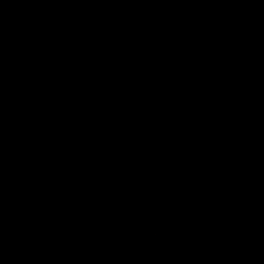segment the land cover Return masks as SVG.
<instances>
[{
    "label": "trees",
    "instance_id": "trees-1",
    "mask_svg": "<svg viewBox=\"0 0 264 264\" xmlns=\"http://www.w3.org/2000/svg\"><path fill=\"white\" fill-rule=\"evenodd\" d=\"M143 1L158 20L164 18L148 0ZM174 1L184 10L180 15L192 41L175 59L156 63L121 93L122 112L111 122L112 150L126 162L151 166L172 176L195 207L196 220L210 227L219 219L209 179L214 141L223 125L238 112L264 103V0H237L231 8L217 13L193 5L185 10L195 0ZM55 8L56 5L40 0H0V63L22 65L23 70L33 74L48 89L62 115L55 135L67 134L56 167L57 182L46 196V202L42 206H27L21 214L17 210L1 212V221L50 223L57 214L59 168L64 157L74 148L85 145L106 148L111 140L107 121L118 111L119 89L153 60L168 56L175 49L157 39L161 29L158 21V32L147 44L149 52L145 45L144 51L149 54L125 50L109 61L106 79L98 91L79 94L68 86L67 79L72 74L71 54H66L67 64L62 62L65 46L73 42V37L66 42L60 40L61 20ZM45 58L51 60L49 66L44 64ZM163 66L169 71L154 87L157 80L154 73ZM13 117H17L15 104L3 96L0 121L9 126ZM76 162L80 165H71L63 220L73 226L107 223L101 219L94 221L80 204L77 197L80 187L72 186L88 165L80 160ZM107 165L110 171L125 174ZM140 180L149 181L141 177ZM219 180L229 218L245 220L262 215L254 229L264 230V116L242 123L230 134L220 154ZM155 183L169 201L172 209L169 216L160 226L151 229L123 227L118 230L192 235L175 195L163 184ZM232 231L258 238L249 225H229L222 240L228 242L225 237ZM257 240L264 245L261 238ZM235 247L249 251L247 247ZM253 254L264 259L262 247Z\"/></svg>",
    "mask_w": 264,
    "mask_h": 264
},
{
    "label": "water",
    "instance_id": "water-1",
    "mask_svg": "<svg viewBox=\"0 0 264 264\" xmlns=\"http://www.w3.org/2000/svg\"><path fill=\"white\" fill-rule=\"evenodd\" d=\"M158 11L166 13L158 1L148 0ZM175 14L180 25V43L169 56L159 57L142 69L137 76L119 89L116 94L118 111L107 121L111 134L109 146L105 148H77L63 159L59 178V202L55 218L50 223L30 221H0V264H264V259L238 247L218 240L229 225L250 226L254 233L255 220H231L219 180V160L223 146L230 134L242 123L264 116V103L255 104L238 112L220 129L210 152L209 179L219 211V220L214 226H203L195 218V207L191 205L184 188L169 174L146 165L127 163L112 153L114 134L111 122L122 112L120 95L142 74L158 62H168L181 54L185 44V25L178 16L180 10L174 0H161ZM215 10L218 2L195 0L188 3ZM161 21V32L157 37L162 44L175 47L177 34ZM171 36V42L166 41ZM163 71L154 75L158 84ZM0 95L15 103L21 132L40 139L53 137L61 126L60 109L52 101L48 89L23 66L0 63ZM81 157H98L115 169L131 176L157 181L166 186L180 205L183 221L192 235H165L157 231H103L63 226L68 173L72 162ZM101 191L96 198L99 203ZM264 213V211H263Z\"/></svg>",
    "mask_w": 264,
    "mask_h": 264
},
{
    "label": "rangeland",
    "instance_id": "rangeland-1",
    "mask_svg": "<svg viewBox=\"0 0 264 264\" xmlns=\"http://www.w3.org/2000/svg\"><path fill=\"white\" fill-rule=\"evenodd\" d=\"M40 1L56 5L55 10L60 14L61 20V26L58 28L62 37L60 40L63 42L73 37V42L65 46L62 62L67 64L69 60L66 54H71L72 74L67 81L68 86L77 90L79 94L87 95L98 91L106 79L109 61L125 50L139 54L140 51L145 52L146 45V51L149 52L147 44H150L153 36L158 32L159 20L143 0ZM183 11L180 10L179 13ZM163 14L162 19L168 27L178 24L174 13L163 11ZM180 14L178 16L182 20ZM185 17L187 16L184 14ZM55 34L59 35V33ZM169 37L166 41L171 42ZM70 48H72L71 51ZM148 52L145 53L149 54ZM50 63L51 60L45 58L44 64L49 66ZM163 70L165 72L168 68ZM16 124L21 131L18 121ZM179 128L181 129L180 126ZM0 131L9 134L10 127L0 125ZM66 139V132H60L53 138L50 137L48 153L43 156L36 151H31L26 155H23L21 151L14 154L9 166L10 171L15 174V179L9 188L12 193L10 198L12 202L6 197L7 201L1 202L0 199V203L8 210H17L18 214H21V210L27 206H42L46 202V196L57 182L58 173L55 160L60 153L58 148L64 145ZM16 145L23 147L20 140H17ZM135 158L140 161V157ZM92 159L93 157H82L80 161L86 163ZM6 173L8 175L7 170ZM125 174L111 172L104 164L97 162L87 168L81 178L76 179L72 188L80 187L77 197L84 210L95 219L94 221L101 219L100 221L107 223L73 226L72 223L69 224L68 221L62 220L61 224L91 230H99L105 224H112L116 228L134 227L139 230L160 226L162 220L169 216L172 209L167 197L160 188H157L155 183L157 181L151 179H147L148 182L141 181L140 177L132 178L131 175ZM102 186L103 200L101 199L102 204L99 210H96L99 205H95L93 201L100 194ZM254 231H257L254 235L264 241V230ZM224 235L218 238L221 242L247 247L253 253H257V248L260 247L264 251L262 241L252 238L249 234L232 231L225 237L228 242L222 240Z\"/></svg>",
    "mask_w": 264,
    "mask_h": 264
},
{
    "label": "flooded vegetation",
    "instance_id": "flooded-vegetation-1",
    "mask_svg": "<svg viewBox=\"0 0 264 264\" xmlns=\"http://www.w3.org/2000/svg\"><path fill=\"white\" fill-rule=\"evenodd\" d=\"M206 1H209V0H206ZM158 2H159V4L162 7H164L163 9H166V13L170 12L168 10L167 6L161 0L158 1ZM209 2H211V3L218 2L217 8L215 10H211L208 7H202V6H198V7H202V8H206V9L208 8L209 11H211L213 13H217L218 11H220V9L227 10V9L231 8L233 5H235L237 3V0H210ZM179 10H182V9L179 8ZM162 20L164 21V19H159L160 24H161ZM184 25H185V23H184ZM170 28L178 36V42H175V47H174L175 49L172 52V53H174L177 50L176 46L178 45V43H180V25H179V22H178V24H175V25L171 26ZM160 32H161V29H160ZM160 32H159V35H160ZM169 38H171V36ZM191 41H192V38L187 34V27L185 25V44H184V48H185L186 45H188L187 43H190ZM184 48H183V50H184ZM167 68L168 67L163 66L162 68L156 70V72L161 70V71H163L162 76H164L166 74V72L169 71V68L165 72H164L163 69H167ZM2 97L3 96L0 95V98H2ZM17 116H18V113H17ZM17 121H18V118L17 117H13L12 122H11V126L8 124L9 125L8 127H10L9 134L5 133V132L1 133V131H0V199H1V202H6L7 201L6 197H8L9 199L12 197V193H11V191L9 189L10 186H11V183L15 179V176H14L15 174L13 172H11L10 169H9L10 162H11V160H13L12 156L14 154H16L18 151H21L23 155H26V154H28L31 151H36L37 153H39V154H41L43 156V155L48 153V149H49L48 140H49L50 137H44V138H40V139H35V138H32V137H29L25 133L21 132L18 129V125L16 124ZM0 125H6V122L4 123V122L0 121ZM51 138H53V137H51ZM17 140H20L21 145L23 147H17V145H16ZM85 146L86 147L102 148V147H98L96 145H89V146L85 145ZM63 149H64L63 145L58 148V151H60L59 155L63 152ZM75 149H77V148H74L73 150H75ZM73 150H71V151H73ZM112 153H114L118 157H121L120 155H118L113 150H112ZM59 155H58L57 159L55 160V162H56L55 163V168L58 165ZM81 158H78V159L74 160L73 161L74 163L72 162V164H75V167H79L80 164H78V162H76V161L81 160ZM123 160L126 161L125 159H123ZM96 162L104 164L108 169H110L109 166L107 165V162L102 160V159H100V158H98V157H93V159L91 161H86V163L88 165L87 168H89L92 165L96 164ZM127 163H130V162H127ZM61 164H62V162H61ZM60 168H61V165H60ZM60 168H59V173H60ZM71 169H73L72 166H70V168H69L68 185H69V182H70L69 176H70V170ZM6 170L8 171V175L6 173ZM111 172H113V171H111ZM114 172H116V171H114ZM117 173H119V172H117ZM119 174H121V173H119ZM131 177L132 178H136L134 176H131ZM100 191H101V194H102L103 186L100 188ZM94 195H93V197H94ZM102 198H103V196L101 197V199ZM101 199H100L99 203H97L96 200L93 201L95 205H99L98 208H96V210H99L100 204H102V200L103 199L102 200ZM11 202H12V200H11ZM58 202H59V199H58ZM57 210H58V208H57ZM1 212L11 213V210H8L6 206H4V205H2L0 203V213ZM0 216H1V214H0ZM118 229L119 228H116L114 225L108 224V225H105L103 228H101L99 230H103V231H119Z\"/></svg>",
    "mask_w": 264,
    "mask_h": 264
},
{
    "label": "clouds",
    "instance_id": "clouds-1",
    "mask_svg": "<svg viewBox=\"0 0 264 264\" xmlns=\"http://www.w3.org/2000/svg\"><path fill=\"white\" fill-rule=\"evenodd\" d=\"M219 220V219H218ZM258 221V220H257ZM256 220H255V225H256V222H257ZM229 227V226H228ZM255 227V226H254Z\"/></svg>",
    "mask_w": 264,
    "mask_h": 264
}]
</instances>
